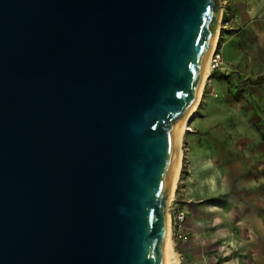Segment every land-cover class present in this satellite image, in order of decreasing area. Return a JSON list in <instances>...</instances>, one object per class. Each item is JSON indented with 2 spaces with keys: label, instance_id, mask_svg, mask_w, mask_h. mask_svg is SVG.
Returning <instances> with one entry per match:
<instances>
[{
  "label": "water",
  "instance_id": "water-1",
  "mask_svg": "<svg viewBox=\"0 0 264 264\" xmlns=\"http://www.w3.org/2000/svg\"><path fill=\"white\" fill-rule=\"evenodd\" d=\"M221 8L0 0V264L164 263Z\"/></svg>",
  "mask_w": 264,
  "mask_h": 264
},
{
  "label": "rangeland",
  "instance_id": "rangeland-1",
  "mask_svg": "<svg viewBox=\"0 0 264 264\" xmlns=\"http://www.w3.org/2000/svg\"><path fill=\"white\" fill-rule=\"evenodd\" d=\"M237 30L221 26L223 63L205 82L184 141L168 209L174 264H264V40Z\"/></svg>",
  "mask_w": 264,
  "mask_h": 264
},
{
  "label": "crops",
  "instance_id": "crops-1",
  "mask_svg": "<svg viewBox=\"0 0 264 264\" xmlns=\"http://www.w3.org/2000/svg\"><path fill=\"white\" fill-rule=\"evenodd\" d=\"M222 20H229L227 26L220 27L226 30V33L233 32V29L237 31H244V29H250L255 35H260L264 40V0H224ZM221 37L218 40V47L225 44V36L222 32ZM220 42V43H219ZM263 78V77H262ZM262 78H258L262 80ZM222 162H231L232 158L229 155H224ZM209 163V161H206ZM197 160L192 164L196 165ZM178 210V209H177Z\"/></svg>",
  "mask_w": 264,
  "mask_h": 264
},
{
  "label": "bare ground",
  "instance_id": "bare-ground-1",
  "mask_svg": "<svg viewBox=\"0 0 264 264\" xmlns=\"http://www.w3.org/2000/svg\"><path fill=\"white\" fill-rule=\"evenodd\" d=\"M223 18V12L221 14V18H220V24H221V20ZM220 24L218 25V31H217V34L216 36L214 37L213 39V42H212V47L210 49V52H209V55H208V58H207V64H206V68H205V71H204V74H203V78H202V81L200 83V86L198 88V91H197V97L195 99V102L193 103V105L191 106V109H190V112L187 114V116L184 118V121L182 123V130H181V135H180V139H179V147H178V151H177V156H176V164H175V167H174V171H173V180H172V183H171V187H170V200L171 198L174 196V189H175V186H176V183L179 179V173H180V168H181V158H182V149H183V146H184V141L185 139L188 137V135L190 134L191 130H192V127H191V124H192V121L194 120V118L196 117L197 115V105L200 101V99L202 98V95H203V87L205 86V82L207 81V79L209 78V76L211 75V56H212V52L218 48V40H219V37H220ZM164 263L163 264H174L177 259H176V252H175V249H174V243H173V239H172V226H170V216L168 217V220H167V234H166V238H165V248H164Z\"/></svg>",
  "mask_w": 264,
  "mask_h": 264
},
{
  "label": "built area",
  "instance_id": "built-area-1",
  "mask_svg": "<svg viewBox=\"0 0 264 264\" xmlns=\"http://www.w3.org/2000/svg\"><path fill=\"white\" fill-rule=\"evenodd\" d=\"M229 23V20L227 19L222 20L221 21V25L222 26H227ZM211 60V71L212 70H216L219 69L222 66L223 60H222V52L221 50L218 48H216L213 52H212V56L210 58ZM186 218V212L185 210H179L176 215L174 216V223L177 226H180L184 220ZM181 227V226H180Z\"/></svg>",
  "mask_w": 264,
  "mask_h": 264
}]
</instances>
